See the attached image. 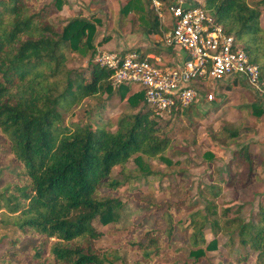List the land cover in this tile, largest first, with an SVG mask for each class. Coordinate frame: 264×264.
I'll list each match as a JSON object with an SVG mask.
<instances>
[{"label":"trees","instance_id":"16d2710c","mask_svg":"<svg viewBox=\"0 0 264 264\" xmlns=\"http://www.w3.org/2000/svg\"><path fill=\"white\" fill-rule=\"evenodd\" d=\"M64 4L66 0H0V135L19 164L17 175L24 179L0 187L3 223L17 231V239H12L0 264H107V258L95 248L103 233L94 223L108 226L118 222L123 203L118 196L98 198V189L117 190L132 181L117 180L113 169L123 167L136 155L144 176L152 175L146 171L143 156L158 158L173 144L169 121L162 125L156 120L154 112L144 105L143 91H131L127 98L130 108L143 107L121 117L115 130L99 123L65 122L86 99L120 92L113 88V71L94 61L96 21L75 17L64 27L52 23L53 11ZM203 8L234 35L264 79V0L252 4L247 0H203ZM153 10L151 0H129L120 13H135L159 43L168 27ZM68 49L82 55L92 51L88 75L68 69L64 53ZM129 51L147 55L139 49L125 52ZM260 98L245 106L257 120L264 116V97ZM194 108L178 112L176 118L193 117ZM238 135L233 132L226 137L231 140ZM237 153V162L248 164L240 183L246 188L258 179V157L245 149ZM192 207L183 201H166L155 207L154 212L163 209V213L146 229L144 239L149 238V247L132 240L139 227L108 232L118 234L140 253L142 260L136 264L206 262L207 253L219 249L217 236L221 232L228 247V264H248L251 260L264 264V204L258 208L255 221L227 219L226 209L223 225L210 219L208 209L194 211ZM184 215L190 219L191 232L182 226ZM208 228L213 234L210 241L205 237ZM176 239L188 246L182 261L172 258L179 253L172 246Z\"/></svg>","mask_w":264,"mask_h":264},{"label":"rangeland","instance_id":"374dc122","mask_svg":"<svg viewBox=\"0 0 264 264\" xmlns=\"http://www.w3.org/2000/svg\"><path fill=\"white\" fill-rule=\"evenodd\" d=\"M68 1H71L72 5L66 1L61 9L55 8L51 21L55 26L61 27L75 17L96 21L94 61L99 51L120 53L129 49H139L145 54L158 55L165 51L161 42H157L158 38L149 35L140 24V19L135 13L129 15L120 13V9L129 0ZM186 1L190 4L203 2ZM247 1L252 4L261 0ZM143 2L147 3V0ZM148 10H151V5L148 6ZM261 26L264 27V10L261 15ZM151 49L155 51L147 53ZM64 53L68 69L81 70L86 75L89 74L91 50L86 55L70 49ZM177 54L180 57L183 55L180 50ZM133 89L130 86H121L119 94L126 95L123 98L117 93L113 96L103 95L86 99L65 122L72 121L81 125L99 123L106 125L110 130H115L121 117L134 114L143 107L141 104L137 109L130 108L127 98ZM215 92L218 94L217 101L201 100L198 106L195 105L193 117L185 115L169 121L172 148L165 155L155 159L143 156L146 171L152 175L144 176L135 161L136 155L123 167L117 166L113 169V177L117 180L126 183L127 179L131 178L132 181L117 190L102 187L98 189V198L118 196L123 203L118 222L108 226H103L98 221L94 223L95 229L103 233L95 242V248L104 254L107 264H136L142 260L139 252L127 246L118 234H110L109 232L113 230H109L132 231L133 227H139L132 240L142 241L143 246L149 247L151 245L149 238L144 239L146 229L151 228L154 221L163 213V209L157 212L153 209L162 206L166 201H183L188 206L192 205L194 211L208 209L210 219L219 220L221 225L225 221L222 213L226 209L229 210L227 219L239 217L245 221L256 220L258 208L264 204V116L257 120L251 109L245 106L260 101L261 98L250 92L241 82L231 87L219 86ZM222 129H226L227 133L223 135ZM233 132H238L239 135L228 140L226 135ZM243 149L258 157L255 166L258 179L246 188H241L240 183L244 181L248 172V164L237 162L236 155ZM18 168L19 164L6 147L4 137L0 135V187L23 182V177L17 175ZM230 180L233 181L232 185L229 184ZM4 218L0 214V257L6 255L9 244L12 246V239H17L16 229L6 226L3 223ZM181 219L183 228L188 229L190 219L185 215ZM188 232H191L190 228ZM205 237L207 241L213 238L209 228L205 231ZM217 237L219 249L208 252V261L200 264H228L225 259L228 247L225 246L224 234L221 232ZM172 246L179 249V253L172 257L173 260H184L188 254V246L180 239L173 241ZM248 264L255 262L251 260Z\"/></svg>","mask_w":264,"mask_h":264},{"label":"built area","instance_id":"2783aa9c","mask_svg":"<svg viewBox=\"0 0 264 264\" xmlns=\"http://www.w3.org/2000/svg\"><path fill=\"white\" fill-rule=\"evenodd\" d=\"M151 3L168 27L160 40L165 51L144 57L137 51L99 52L95 62L113 71L114 89L126 85L134 88V92L143 91L144 105L162 125L178 112L198 106L201 100L217 101L215 91L219 86L241 82L256 96L264 97L259 66L236 43L234 35L203 8V2L151 0Z\"/></svg>","mask_w":264,"mask_h":264},{"label":"crops","instance_id":"0c3cea01","mask_svg":"<svg viewBox=\"0 0 264 264\" xmlns=\"http://www.w3.org/2000/svg\"><path fill=\"white\" fill-rule=\"evenodd\" d=\"M67 2H69V4H71V1H68V0H66ZM72 5V4H71ZM264 99V98H263ZM225 104H227V103H225Z\"/></svg>","mask_w":264,"mask_h":264}]
</instances>
